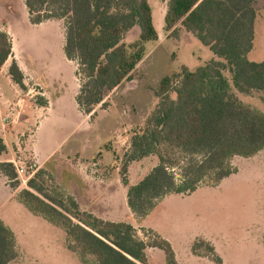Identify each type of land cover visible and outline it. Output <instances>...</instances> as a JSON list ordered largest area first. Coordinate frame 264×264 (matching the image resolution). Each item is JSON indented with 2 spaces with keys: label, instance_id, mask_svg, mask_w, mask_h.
<instances>
[{
  "label": "trees",
  "instance_id": "16d2710c",
  "mask_svg": "<svg viewBox=\"0 0 264 264\" xmlns=\"http://www.w3.org/2000/svg\"><path fill=\"white\" fill-rule=\"evenodd\" d=\"M256 1L168 0L166 31L172 36L180 30L194 34L214 58L194 70L184 66L165 75L155 92L156 106L145 125L133 132L121 170L122 182L128 186L127 203L137 219L145 218L168 195H190L200 187L217 186L239 171L232 163L234 157L249 158L264 149V112L244 104L235 93L264 91V61L248 58L255 39ZM25 5L33 24L64 20L63 51L77 64L80 83L76 102L91 117L98 106L107 108L110 92L132 79L146 55V43L159 38L149 0H25ZM135 27L140 28L138 37L126 43V35ZM12 49L10 34L0 28V67ZM9 74L26 88L25 74L16 60ZM36 101L47 104L41 98ZM163 146L184 153L178 173L168 166ZM6 150L0 136V155ZM151 156H157V164L129 184V164ZM0 171L12 187L19 186L11 162L0 161ZM45 174L38 169L17 198L33 214L65 232L68 249L82 264H150L148 243L138 237L133 224L104 220L83 210L73 196L64 199L51 192L44 183ZM154 235L152 244L165 252L167 264H178L171 244ZM192 252L222 262L214 245L204 238L195 240ZM18 257L15 235L0 218V264H11Z\"/></svg>",
  "mask_w": 264,
  "mask_h": 264
},
{
  "label": "rangeland",
  "instance_id": "374dc122",
  "mask_svg": "<svg viewBox=\"0 0 264 264\" xmlns=\"http://www.w3.org/2000/svg\"><path fill=\"white\" fill-rule=\"evenodd\" d=\"M149 1L158 40L146 43V55L134 70L132 79L109 93L106 100L110 105L98 106L96 116L86 117L76 106L74 95L80 86L77 64L68 60L63 51L64 20L48 19L33 24L25 0H0V28L11 36L15 50L12 59L20 60L27 73L26 88L22 90H30L34 98L47 99V102L61 96V103H55L52 110L44 111L39 118H32L27 110L25 131H17L18 143L13 148L17 154L4 158L21 157L35 164L34 169H40L31 150V142H36V153L48 169L41 168L46 171L44 183L64 199L71 196L66 189L76 187L70 164L75 167L80 161L92 164V158L101 152V164H92L93 171L100 178L115 173V154L108 147L114 146L116 134L123 132L119 143L122 167L130 152L133 129L145 125L158 102L155 92L161 79L180 72L184 66L194 70L214 58L213 52L194 34L181 31L172 36L167 33L164 17L168 0ZM255 8V39L248 58L264 61V0H257ZM139 29L135 27L126 35V43L138 37ZM225 74L231 77L228 70ZM3 86L10 90L7 83ZM235 93L244 104L264 112V91L245 94L235 90ZM127 131L129 133H124ZM162 151L166 153L168 166L178 173V166L185 160L184 153L167 146H163ZM157 162V156L133 162L128 166L126 177L134 184ZM232 163L239 171L217 186L200 187L188 196L168 195L148 214L146 224H154L159 236L171 244L178 264H264V149L249 158L236 156ZM25 178L19 179L20 183ZM115 194L118 208L125 209L127 203L117 191ZM2 212L6 213V209ZM18 226L24 227L23 224ZM136 231L138 237L148 243L150 264H167L165 252L152 244L154 233L144 229ZM197 238L210 241L222 262L194 254L192 245ZM20 240L25 258L36 264H81L74 253L61 252L59 238L50 231L34 228Z\"/></svg>",
  "mask_w": 264,
  "mask_h": 264
},
{
  "label": "crops",
  "instance_id": "0c3cea01",
  "mask_svg": "<svg viewBox=\"0 0 264 264\" xmlns=\"http://www.w3.org/2000/svg\"><path fill=\"white\" fill-rule=\"evenodd\" d=\"M181 31L185 30H180L179 34ZM167 33L170 34L169 32ZM14 52L15 50L13 47L11 56L7 59L3 66L0 67V136L3 138L7 148L6 152L0 155V161H10L12 158L6 159L4 158L5 155L9 156V154H17L16 150L13 149L15 144L17 146L18 143L17 131H25L24 125H26V122L28 121V116L26 115L28 109L31 113L32 118H39L40 115L44 113V111L48 109L52 110L51 107L54 106L55 103L57 105L61 103V96H59L54 98V102H47L46 105H40L37 103L36 97H33L34 94L30 95V90L29 92L23 91L22 88L12 80L9 74V68L12 61L14 60L12 59V57L14 56ZM16 61L25 74L26 84L27 73L25 72V69L22 66L20 60L16 59ZM3 83H7L10 90L5 89ZM77 93L78 92L74 94L75 97ZM109 105L110 103H108V106ZM76 106L78 107L77 102ZM99 110L100 109H98L97 107L96 115L98 114ZM84 115L86 117H91L90 115ZM134 130L135 129H133L132 132H134ZM124 133L127 134L129 133V131ZM33 134L34 132H32V136ZM115 137L117 139L114 141L115 145L109 146L108 148L114 151L115 158L113 161V165L115 169L113 170H115L116 172L113 174L109 173V175L105 176L104 178H100L99 174L96 173V171H93L92 164H101V152H99L98 155L92 158V164H90L91 162L89 161H80L76 167L72 164L69 165L70 170L74 174L73 181L75 182L76 187H69L66 189V191L68 192V194H71V196H73L77 200L83 210H88L94 215L104 220L126 221L133 224V226L138 231H141V229H151L154 233L161 236V234L157 232V228L154 227V224H146V220L149 218V215H147L143 219H137L134 213L129 208V206L127 207L128 186L122 182V177L120 175L121 161L123 156H121V152L119 151V149H121L119 143L122 142L121 138L123 137V132L116 134ZM35 144L36 142H31L32 153L40 164V168H46L43 164V161L40 160L39 156L36 153ZM35 170L37 171L38 168H36ZM28 180H23L17 188H14L10 185V181L7 176H5L0 171V218L13 231L17 242V248L19 250L18 259L11 262V264H36V261L34 263L33 260L25 258L26 253L22 249L20 240L24 233H26L27 231H32L34 228L46 230L47 232L50 231L52 235H56L59 238V245L62 249L61 252H64L65 250L68 252H72L67 247L66 234L62 229L56 227L45 218L33 214L22 202L18 200V192L27 187ZM116 191L121 195V198L122 200H124V203H127L126 208L123 210L119 209L117 206L118 203L117 195L115 194ZM179 195L181 196V194ZM5 209L6 213L2 212ZM5 214L7 216H5ZM19 224H23L24 227H19ZM55 227L58 228L60 231L54 229ZM23 246H25V244H23ZM157 251H160V249ZM146 254L149 261L148 248H146Z\"/></svg>",
  "mask_w": 264,
  "mask_h": 264
},
{
  "label": "built area",
  "instance_id": "2783aa9c",
  "mask_svg": "<svg viewBox=\"0 0 264 264\" xmlns=\"http://www.w3.org/2000/svg\"><path fill=\"white\" fill-rule=\"evenodd\" d=\"M10 162L14 165L18 179H21L25 176L26 178L23 180L26 181L30 179L36 172V170L34 169L35 164L32 165L21 157H18L17 159L13 158L10 160ZM29 169H31V171Z\"/></svg>",
  "mask_w": 264,
  "mask_h": 264
}]
</instances>
